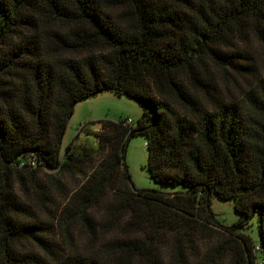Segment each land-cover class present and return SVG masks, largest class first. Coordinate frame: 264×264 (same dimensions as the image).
<instances>
[{"label": "trees", "instance_id": "16d2710c", "mask_svg": "<svg viewBox=\"0 0 264 264\" xmlns=\"http://www.w3.org/2000/svg\"><path fill=\"white\" fill-rule=\"evenodd\" d=\"M108 89L137 126L92 121L98 147L62 154ZM138 133L179 190L134 186ZM0 264H264V0H0Z\"/></svg>", "mask_w": 264, "mask_h": 264}, {"label": "rangeland", "instance_id": "374dc122", "mask_svg": "<svg viewBox=\"0 0 264 264\" xmlns=\"http://www.w3.org/2000/svg\"><path fill=\"white\" fill-rule=\"evenodd\" d=\"M144 112L143 104L128 95L120 94L114 90H105L102 93L78 102L74 106V112L70 117L66 133L62 140V154L66 151L68 144L79 135L77 141L98 147L95 133L100 128L99 124L92 121L101 119L125 120L132 119L131 125L137 126ZM130 118V119H129ZM148 137L145 133L133 135L126 147V163L131 173L132 181L137 189H162L165 191H177L181 187L170 184H161L151 177L148 168ZM212 207L217 219L225 224L231 225L239 218L235 204L231 200H224L218 196L212 199ZM255 240H259L257 218L246 229Z\"/></svg>", "mask_w": 264, "mask_h": 264}, {"label": "built area", "instance_id": "2783aa9c", "mask_svg": "<svg viewBox=\"0 0 264 264\" xmlns=\"http://www.w3.org/2000/svg\"><path fill=\"white\" fill-rule=\"evenodd\" d=\"M130 121H131V119H130V120H128V122H130ZM32 163H34V161H33Z\"/></svg>", "mask_w": 264, "mask_h": 264}, {"label": "crops", "instance_id": "0c3cea01", "mask_svg": "<svg viewBox=\"0 0 264 264\" xmlns=\"http://www.w3.org/2000/svg\"><path fill=\"white\" fill-rule=\"evenodd\" d=\"M100 130V128L98 129V131Z\"/></svg>", "mask_w": 264, "mask_h": 264}]
</instances>
